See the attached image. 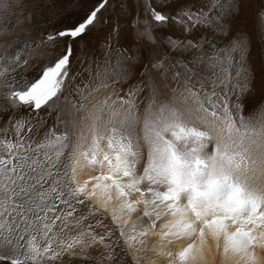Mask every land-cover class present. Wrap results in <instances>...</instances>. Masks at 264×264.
I'll list each match as a JSON object with an SVG mask.
<instances>
[{
	"label": "snow or ice",
	"instance_id": "6c2138e0",
	"mask_svg": "<svg viewBox=\"0 0 264 264\" xmlns=\"http://www.w3.org/2000/svg\"><path fill=\"white\" fill-rule=\"evenodd\" d=\"M242 2L227 0L213 16L191 0L178 4L172 16L153 9L156 22L174 24L183 36L168 34L158 43L149 28L139 33L137 39L144 36L156 47L145 71L126 88L122 81L130 72L119 60L111 82L97 83L98 61L86 64L72 46L109 0H99L81 21L36 44L47 45L41 54L52 59L34 72L32 82L25 76L35 69L31 53L25 55L31 42L9 44L0 53V77L11 76L2 86L18 84L17 77L25 81L23 90L5 93L23 111L3 117L0 126V264H63L77 248L85 255L102 249L99 264H124L126 256L143 252L135 225L130 233L120 228L123 245L112 239L104 223L110 195L99 207L92 203L97 189L107 194L112 188L122 199V213L143 204V216H155L140 237L163 217V237L190 241L178 253L185 264H199L206 238L223 241L225 261L231 252L244 264H256L254 242L264 248V187L258 182L264 177V115L257 116L264 83L256 84L248 66L252 33L235 24ZM29 7L25 0H0L4 15ZM257 25L264 30V10H258ZM207 68L218 71L209 74ZM153 73L175 82L171 91L179 89L182 106L163 96ZM102 88L113 92L97 100ZM245 95L260 99L247 108ZM41 112L51 120L47 128ZM85 165L107 166L108 174L92 178L91 191L77 180ZM133 192L140 199L128 202ZM112 220L120 223L115 211Z\"/></svg>",
	"mask_w": 264,
	"mask_h": 264
},
{
	"label": "rangeland",
	"instance_id": "374dc122",
	"mask_svg": "<svg viewBox=\"0 0 264 264\" xmlns=\"http://www.w3.org/2000/svg\"><path fill=\"white\" fill-rule=\"evenodd\" d=\"M183 2L184 0H109V6L98 14L94 26L91 27L83 40L73 43L72 46L78 56H84L86 64L91 63L93 60L98 61V68L96 64H93L94 75L97 71L99 72L97 83L105 79L111 82L112 73L118 71L117 61L119 60L130 72L129 78L122 81L126 88L128 84L136 81L141 73L145 71V65L149 62L151 50L156 47L144 36H139L137 39L139 33H143L146 27L149 28L158 43L168 34H171L173 38H182L183 36L182 31L174 24L161 25L156 22L152 17V10L154 9L166 16H172L175 14L177 5ZM191 2L196 7L203 8L205 12L209 13V16H213L221 11L220 6L225 4L227 0H191ZM25 3L30 4L31 7L23 12L16 9L14 14H0V53L9 44L19 47L20 44L31 42V47L25 49V55L31 53L29 63L34 65L35 69L30 68L25 76L29 82H32L34 72L39 71L46 61L52 59L50 56L41 54L47 48V45L37 48L36 44L48 34H54L57 30H62L81 21L99 3V0H25ZM258 10H264V0H243L235 24L239 28L252 33L248 66L251 74L255 77L256 84L259 86L264 83V36L260 34V31L264 30H258ZM25 17H29V19L25 20ZM201 31H205V29H201ZM206 32L210 34L211 28H208ZM164 47L166 48V45ZM217 47H223V45L218 44ZM207 51L209 54L211 53L210 48ZM236 55L238 59V54ZM128 57H132V60H128ZM206 70L209 74L218 71V69L213 68H207ZM152 75L155 77L163 96L169 99L174 98L176 104L182 106L179 89L175 95L171 91L172 88L176 87L175 82H166L157 73ZM6 79L10 81L11 76L0 77V126L4 124L3 117L23 111L19 106V101L14 104L13 101L6 98L5 93L11 90H23L22 85L25 81L17 77L18 84L12 85L11 88H5L2 84ZM112 92V88H102L95 98L97 100L103 99L104 96ZM118 94L123 96L124 93L120 91ZM144 95H147V92ZM115 98V95H113V99ZM244 99L249 101L247 108H251L252 104L259 101L260 97L257 96L255 100H251L245 95ZM259 107L260 111L257 116L264 115V104H260ZM245 115H247L246 109ZM40 116L43 117V127H49L51 120L47 115L41 112ZM145 161L142 160L141 164L138 165L139 174L142 172ZM258 182H260L261 187H264V177H260ZM84 223L86 224L87 221ZM104 223L113 230L114 236L112 239H117L123 245L124 241L120 237L119 231L116 230V227L108 220L107 216L104 218ZM101 231V229H96L97 233ZM101 251L102 249L90 248L87 255H66L63 258V264H99ZM143 254L147 255L148 251L144 250ZM88 256H91L92 259H89ZM124 264L135 263L132 257L128 255L125 257Z\"/></svg>",
	"mask_w": 264,
	"mask_h": 264
},
{
	"label": "bare ground",
	"instance_id": "6f19581e",
	"mask_svg": "<svg viewBox=\"0 0 264 264\" xmlns=\"http://www.w3.org/2000/svg\"><path fill=\"white\" fill-rule=\"evenodd\" d=\"M102 158V156H101ZM146 162V161H145ZM139 168V166H138ZM103 172L104 174H108L107 166L105 165L104 169H101L99 165H85L83 167L78 168L77 171V180L84 184L87 182V190L91 191L92 185L96 183L92 178L98 176ZM139 174V171H138ZM142 174V172H141ZM127 178H124L126 180ZM101 183L110 184L111 181H102ZM146 184H142L141 187H146ZM156 190H160L158 186H153ZM97 196L93 198L92 203L99 207V201L106 199L107 195L112 197L111 200L108 201L107 207L108 212L106 214L108 220L116 227V230L120 233V228L123 227V231L125 233H130L133 229V225H135V234L137 235V240H144L147 255H144L143 252L134 253L130 255L135 264H170V261L175 259L176 264H185L179 260L178 253L182 251L185 247H187L190 241L186 239H171L163 237L161 233V225L164 221V218L161 217V220H156V227L152 228L147 236L140 237L139 232L145 229H149L155 220V216L153 215L151 218L144 217V205L138 204L136 205V211L128 212L127 209L122 213L120 211V204L122 199L118 198L115 192V189L112 188L108 190L107 194L103 193L102 189L96 190ZM148 194H146L147 197ZM140 199L139 193L133 192L129 197H127L128 202H133ZM151 211V209H149ZM103 211V209H101ZM115 211V214L119 217L120 223L117 224L112 220V214ZM127 223H124V222ZM258 235L257 233H254ZM124 241V238L121 237ZM87 239H91V237H87ZM195 243L199 244V241H195ZM138 246V245H137ZM88 251V250H87ZM253 251L256 256V264H264V248H261L258 244L254 242ZM171 252L172 255L169 256L168 253ZM77 254H84L80 252L79 248H77ZM76 254V255H77ZM135 256L136 258H133ZM203 259L199 261V264H244V261L239 257L233 255V253L229 252L227 260L225 261V257L223 254V241H216L214 239L206 238L205 243L202 249Z\"/></svg>",
	"mask_w": 264,
	"mask_h": 264
}]
</instances>
